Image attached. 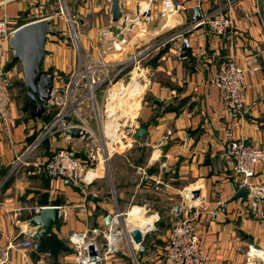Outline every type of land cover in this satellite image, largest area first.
<instances>
[{
  "label": "crops",
  "instance_id": "crops-1",
  "mask_svg": "<svg viewBox=\"0 0 264 264\" xmlns=\"http://www.w3.org/2000/svg\"><path fill=\"white\" fill-rule=\"evenodd\" d=\"M62 1L68 9L66 2L70 0ZM144 1L122 0L123 18L113 23L108 0H84V8L80 7L85 14L82 45H93L101 27H112L117 33L116 26H124L125 15L135 18ZM178 1L183 8L166 19L159 17V2L155 1L147 22L139 18L131 30H123L124 51L128 46L137 48L160 42L148 54L153 82L143 96L138 114V127H144L146 133L135 139L131 147L113 153L107 175L105 171L90 184L28 174L26 167L11 174L12 160L33 141L44 120L37 117L35 107L12 102L6 85L0 86V264H70L73 251L67 237L71 232L104 227L106 215L132 206L141 207L156 218L155 231L143 239L146 250L139 255L141 264H164L162 247L172 226L187 216V209H179L178 205H182L179 201H184L189 189L197 190L198 197L208 204V210L192 220L208 255L205 264H245L249 243L264 250V200L254 209L245 198L230 200L241 186L233 163L223 156L222 139L225 127H231L235 137L244 143L264 144V0ZM57 3L0 0V19L15 30L26 23L27 17L48 7L57 9ZM90 7L96 15L88 23L86 14ZM100 7L102 12L97 13ZM196 8L200 15L215 11L228 14L231 27L220 36L208 24L192 26ZM181 35L191 43L185 60L174 55ZM6 43L0 40L4 50ZM250 57H255L262 69L247 74L244 112L233 115L210 79L222 62L233 59L242 65ZM46 68L44 58L43 69ZM5 73L7 81L8 72ZM82 145L78 139L68 144L60 135L51 136L37 146L30 160H45L63 146L79 150ZM253 182L264 188V163L255 166ZM45 205H61L67 215L52 225L51 234L35 253L20 243L27 232L35 229L29 223L34 216L32 207ZM76 205H86L88 212L74 208ZM168 217L171 228L167 227L169 220L165 221ZM123 256L108 257L105 264H129Z\"/></svg>",
  "mask_w": 264,
  "mask_h": 264
},
{
  "label": "built area",
  "instance_id": "built-area-1",
  "mask_svg": "<svg viewBox=\"0 0 264 264\" xmlns=\"http://www.w3.org/2000/svg\"><path fill=\"white\" fill-rule=\"evenodd\" d=\"M155 1L159 2L160 18L166 19L183 8L178 0H145L139 6L135 18L125 15L124 26H116L117 33L112 27L99 28L95 43L88 48L81 44L75 28H72L74 55L70 70L60 84L54 80L49 99L44 102V112L47 113L48 119L43 122L33 141L14 157L10 172L26 167L28 174L48 178L61 177L77 185H87L104 174L113 153L132 146L135 140L133 133L139 126L137 114L133 115L138 110L135 107H139L138 100L151 88L153 82L152 68L141 61L150 49L158 47L160 42L145 45L128 59H108L106 56L109 53L124 51L126 39L123 37V30H131L134 25L132 23L139 18L147 22L148 13ZM202 24H208L216 35L222 36L229 30L232 22L228 14L222 11L201 15L199 19L193 15L191 25ZM13 31L5 19H0V40L8 42ZM190 47V39L181 35L180 41L174 47L175 57L185 60ZM4 52L0 46V86L7 85L4 71L7 59ZM261 69L255 57L246 59L242 65L229 59L222 62L212 75L210 82L219 89L224 105L233 115L241 116L244 112L243 93L247 74L253 75ZM93 122L97 129L93 127ZM71 129H78L79 137H72L68 133ZM57 135L68 144L78 139L83 145L79 150L63 146L45 160H30L31 153L44 139ZM222 139L223 156L233 163L239 186L246 187V199L254 209L264 200V188L253 182L255 166L264 163V144L254 146L244 143L235 137L231 127H225ZM192 192L193 190L189 189L186 193V199L189 201V205L185 207L187 216L172 226L162 247L164 264H205L208 260L206 249L195 233L192 223L195 217L208 210V204L204 199H200L199 195L193 198ZM199 199L200 201L195 203ZM45 207L47 206L32 207L33 215L39 214ZM53 207L57 210V220L66 218L63 206ZM133 207L129 209L132 210ZM74 208L88 212L86 205H76ZM127 210L114 212L104 227L71 232L67 237L73 251L70 264H105L108 257L118 254L130 256L132 264H136L135 255L145 252L143 239L145 235L155 231L156 218L152 216V223L140 229L127 222ZM34 228L26 233L20 244L38 253V236L41 230ZM134 229L141 232L142 241L139 243H135L130 235ZM90 247L94 252L93 258L90 256ZM47 256H50L49 252ZM245 264H264V250L249 243Z\"/></svg>",
  "mask_w": 264,
  "mask_h": 264
},
{
  "label": "water",
  "instance_id": "water-1",
  "mask_svg": "<svg viewBox=\"0 0 264 264\" xmlns=\"http://www.w3.org/2000/svg\"><path fill=\"white\" fill-rule=\"evenodd\" d=\"M109 14L113 23L118 22L122 17V0H108ZM195 17H201L198 9H194ZM57 31L52 28V22L47 18H39L26 22L17 27L8 38V48L12 51L10 64L20 62L23 72V85L26 89V95L35 106V114L42 117L44 111V102L49 99L50 91L53 87L54 77L50 70L43 69V62L47 54L46 42L50 35H57ZM68 133L72 137H79L78 129H71ZM146 133L144 127H138L133 133V138L143 137ZM193 198L199 195L197 190L192 192ZM236 198H247V189L245 186L239 187L230 200ZM56 208L47 206L42 208L40 213L34 215L29 223L41 230L38 236L39 240L44 239L51 234V227L57 223ZM110 215H106L105 223L108 224ZM133 241L139 243L142 241V235L139 229H134L130 233ZM90 256L93 258L92 247L89 248Z\"/></svg>",
  "mask_w": 264,
  "mask_h": 264
},
{
  "label": "rangeland",
  "instance_id": "rangeland-1",
  "mask_svg": "<svg viewBox=\"0 0 264 264\" xmlns=\"http://www.w3.org/2000/svg\"><path fill=\"white\" fill-rule=\"evenodd\" d=\"M57 1L59 2L57 3V9L55 8L51 9L48 7L47 10H43L42 13L41 12L37 13L36 16L27 17L26 22L29 20H33L35 18H42L43 16H48V15L52 16L50 19L52 22V28L56 30L58 34L50 35L48 38V41L46 44L47 54L45 57V67H47L46 70H50L56 83L60 84L61 81L65 79V75L70 70V67L73 61L74 47L72 45V39H74V37H73L72 28L73 27L75 28L79 41L81 42L80 40L81 35L84 34L82 31L83 30L82 28H85L83 25L85 14H84V10L80 9V7H83L84 0H70L69 2L67 1L66 3L68 4V9L64 5L65 1H62V0H57ZM69 6L71 7V9H69ZM93 9L94 8L90 7L89 8L90 11H88L86 14L88 23H91V21H94L92 17L96 15V13ZM56 10H58V14L54 15ZM96 12L97 13L102 12V8L100 7V10L99 11L97 10ZM142 47H144L143 44H141L137 48L135 46L134 48L128 46L126 47L125 51L122 52V54L109 53L110 56L108 54L107 58L113 59V58H120V56H122L123 57L122 59H128L133 53L137 52ZM5 49H6L5 54L7 56V58L5 59L8 60L7 63L5 61L6 64L4 65V70H6L5 72H8V80H7V85L5 88L9 93L8 98L12 99L13 100L12 102H16V104H22L23 107H33V105H31L30 103L29 98L26 95V89L22 83L23 81L22 65L20 62H15L12 65H8L12 58V51H10V49L8 48L7 43H6ZM150 50L152 51L153 48H151ZM149 57L150 55L149 56L147 55L141 62L144 64H148L149 59H150ZM143 96L140 97V99L138 100L139 107H135V109H138V110L137 111L135 110L136 112L133 115L137 114L138 116L139 111L142 106ZM100 105L101 104L99 100V106ZM98 108L103 109V107H98ZM46 115L47 113L44 112V116ZM92 124H93V127L97 129V125L94 122ZM38 133L39 131L36 132V135ZM121 148H122V144H121L120 149ZM107 170H108V167H107ZM107 170L105 172V176L107 175ZM13 173L11 172V174ZM11 174L9 176H13ZM183 200L184 201L180 199L179 201L182 203V205L180 206L178 205L179 209H182V207L185 208L187 205H189V201L186 199L185 196ZM142 212H143V216L149 217L148 214L150 213H146L144 209L142 210ZM174 212L175 211L171 212V214H169V217L172 216ZM169 217L165 218V221L166 219L169 220ZM171 224H172V221L169 220V222L167 223V227L171 228L172 226ZM139 255H141V253H137L135 255L136 260H134V262L136 264L138 261L141 264L142 256L139 257ZM117 256L120 258L123 255L118 254ZM123 257H124V260H123L124 262H127L129 264L133 263L132 258L130 256H123Z\"/></svg>",
  "mask_w": 264,
  "mask_h": 264
},
{
  "label": "bare ground",
  "instance_id": "bare-ground-1",
  "mask_svg": "<svg viewBox=\"0 0 264 264\" xmlns=\"http://www.w3.org/2000/svg\"><path fill=\"white\" fill-rule=\"evenodd\" d=\"M153 221L152 216H143L142 208L133 207L127 212V222L131 223L134 227L143 229Z\"/></svg>",
  "mask_w": 264,
  "mask_h": 264
},
{
  "label": "trees",
  "instance_id": "trees-1",
  "mask_svg": "<svg viewBox=\"0 0 264 264\" xmlns=\"http://www.w3.org/2000/svg\"><path fill=\"white\" fill-rule=\"evenodd\" d=\"M8 65H12V64H8ZM30 103H31V105H33V107H35L34 106V104L30 101ZM42 119L45 121V120H47L48 119V117L47 116H42ZM39 242H40V245H41V243H43L44 242V239H42V240H39Z\"/></svg>",
  "mask_w": 264,
  "mask_h": 264
}]
</instances>
